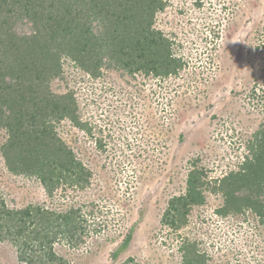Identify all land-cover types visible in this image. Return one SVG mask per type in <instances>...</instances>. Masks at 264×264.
<instances>
[{
	"label": "rangeland",
	"instance_id": "1",
	"mask_svg": "<svg viewBox=\"0 0 264 264\" xmlns=\"http://www.w3.org/2000/svg\"><path fill=\"white\" fill-rule=\"evenodd\" d=\"M160 1L164 7L144 20L181 59L177 73L132 71L108 58L94 73L63 55L49 81L52 92L76 102L82 126L69 118L52 124L91 172L89 182L63 183L50 194L39 177L13 173L1 151L9 137L2 127L0 195L10 208L82 206L90 220L86 242L57 245L73 264H180L186 240L196 242L206 264H264L258 215H218L224 196L213 190L238 170L264 125V0ZM17 30L31 32L32 23L19 22ZM196 166L210 184L205 201L175 229L163 215ZM0 264L26 263L0 241Z\"/></svg>",
	"mask_w": 264,
	"mask_h": 264
},
{
	"label": "trees",
	"instance_id": "2",
	"mask_svg": "<svg viewBox=\"0 0 264 264\" xmlns=\"http://www.w3.org/2000/svg\"><path fill=\"white\" fill-rule=\"evenodd\" d=\"M163 7L160 0H0V128L9 134L1 151L10 171L39 177L50 194L63 183L84 187L89 182L91 172L52 124V118H69L82 126L76 102L72 95L52 92L49 81L60 74L63 55L89 72L108 58L132 71L177 73L181 59L152 28V20H144ZM25 20L32 23L31 32L17 30ZM249 150L238 170L213 186L224 196L217 214L251 209L264 227V125ZM209 185L203 168L191 169L186 191L169 200L163 222L175 229L186 224L193 207L204 203ZM89 221L80 205L10 208L0 195V241L11 243L26 264H73L57 245L75 248L86 242ZM181 247L180 264H206L196 242L186 240Z\"/></svg>",
	"mask_w": 264,
	"mask_h": 264
}]
</instances>
